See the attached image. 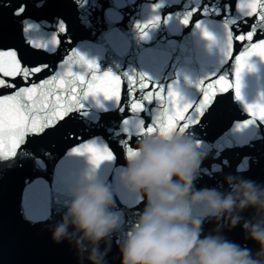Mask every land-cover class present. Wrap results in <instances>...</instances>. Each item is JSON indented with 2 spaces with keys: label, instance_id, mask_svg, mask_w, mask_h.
<instances>
[{
  "label": "water",
  "instance_id": "95a60500",
  "mask_svg": "<svg viewBox=\"0 0 264 264\" xmlns=\"http://www.w3.org/2000/svg\"><path fill=\"white\" fill-rule=\"evenodd\" d=\"M40 2L28 0V24L48 37L62 18L68 33L59 47L33 52L23 42L22 18L13 16L17 0H0V16L7 24L4 43L22 49L32 64L47 63L67 71L59 66L78 53L94 62L100 73L146 76L161 84L165 92L171 89L189 103L200 100L198 85L210 75H226L235 85L234 57L244 49L234 41L226 60V27L243 17L238 12L219 15L222 6L233 0H207L211 7L195 17L188 9L193 4L199 7L201 0H47L36 7ZM184 16L192 22L182 24ZM153 20L156 23L147 34L137 28ZM205 30L212 40L204 35ZM69 67L90 78L85 65ZM124 88L122 84V101ZM83 104L73 119L44 136L30 138L14 159H0V264H122L120 249L148 201L145 193L131 191L121 177L127 160L147 140L180 138L193 142L200 155L193 192L209 189L221 198L235 197V188L245 182L252 183L258 192L264 191V121H252L248 110L250 105L264 104L262 57L249 58L240 74L239 96L235 87L218 95L210 107L205 106L199 123L188 130L133 135L131 150L120 147L123 117L114 102L88 97ZM150 107L155 110L157 105L154 102ZM135 119L129 116L130 121ZM150 122L145 120L146 125ZM128 127L137 131L136 125ZM93 141L109 145L114 157L94 164L87 153L76 151L78 144ZM88 182L108 188L113 201L108 211L116 219L114 229L95 245L82 239L83 233L77 231L71 217L65 221L73 193ZM191 211L194 218L202 219L201 239L220 237L251 249L254 258L264 264V256L255 255L260 245L248 238L243 228L246 221L255 223L262 218L257 208H234L219 220L205 216L203 204ZM233 217L238 223L230 227ZM61 225L65 234L56 241L54 233ZM93 248L96 260L91 258Z\"/></svg>",
  "mask_w": 264,
  "mask_h": 264
},
{
  "label": "snow or ice",
  "instance_id": "6c2138e0",
  "mask_svg": "<svg viewBox=\"0 0 264 264\" xmlns=\"http://www.w3.org/2000/svg\"><path fill=\"white\" fill-rule=\"evenodd\" d=\"M46 2L47 0H41L36 7H42ZM5 6L9 5L5 3ZM210 7L207 0H201L199 7L193 4L188 12L191 17H195L197 14L203 15ZM222 7L223 11L219 13L221 17L237 12L243 17L226 27V60L234 41L239 42V48L244 49L234 57L236 82L233 85L223 74L210 75L198 85L200 100L192 103L181 100L171 89L165 92L161 84L146 76L129 73L118 75L110 71L100 73L94 62L86 60L78 53L59 66L68 69L67 71H58L47 63L32 64L22 49L4 43L7 38V24L0 16V159H14L30 138L44 136L58 128L62 122L73 119L85 107L83 101L88 97H103L105 101L114 102L122 111L123 132L120 147L125 149L127 146L131 150L133 135L149 131L188 130L199 123L200 117L206 111L205 106L210 107L218 95L235 87L239 96L240 74L248 65L249 58H264V0H233V3L224 4ZM27 8L28 0H17L13 11V16L22 18L20 30L26 37L23 41L26 48L40 52L48 51L49 47H59L67 38V22L61 18L57 30L45 37L34 24H28L30 18L25 15ZM180 20L184 25L192 22L189 16L181 17ZM155 23L153 20L149 24L137 25V28L147 34V30ZM29 33L32 35H28ZM204 35L209 40L213 39L206 30ZM69 65H85L90 78L73 71ZM122 84L125 85L123 101L120 93ZM154 102L157 105L155 110L150 107ZM248 110L252 121H264V104L250 105ZM141 113L145 115L141 116ZM130 115L136 119L130 121ZM146 119L151 121L147 125ZM129 124L136 125L137 131L129 129ZM76 151L80 154L87 153L94 164L115 155L109 145H97L95 141L78 144Z\"/></svg>",
  "mask_w": 264,
  "mask_h": 264
},
{
  "label": "clouds",
  "instance_id": "9594fccd",
  "mask_svg": "<svg viewBox=\"0 0 264 264\" xmlns=\"http://www.w3.org/2000/svg\"><path fill=\"white\" fill-rule=\"evenodd\" d=\"M135 152L127 160L121 179L131 191L145 193L148 202L120 249L122 264H261L251 249L220 237L201 239L202 219L194 218L191 209L203 204L204 215L219 220L234 208H257L262 218L255 223L246 221L243 228L248 238L260 245L255 254L260 257L264 256V191L258 192L252 183L245 182L235 188V197L221 198L209 189L193 192L200 155L190 140H147ZM112 203L108 188L85 183L73 193L65 221L71 217L77 231L83 233L82 239L95 245L116 225L108 211ZM237 223L233 217L230 227ZM64 234L65 226L61 225L53 238L59 241ZM91 258L96 260L95 248Z\"/></svg>",
  "mask_w": 264,
  "mask_h": 264
}]
</instances>
